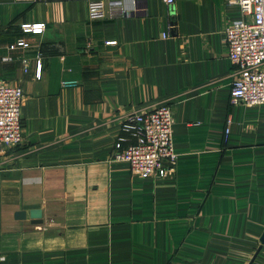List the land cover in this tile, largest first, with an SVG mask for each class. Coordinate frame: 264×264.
<instances>
[{"label": "crops", "instance_id": "crops-1", "mask_svg": "<svg viewBox=\"0 0 264 264\" xmlns=\"http://www.w3.org/2000/svg\"><path fill=\"white\" fill-rule=\"evenodd\" d=\"M108 1L91 18L90 0H0V81L24 94L23 140L0 147V264H248L264 230V104L229 103L238 5L119 0L121 14ZM18 38L30 48L10 51ZM161 105L175 171L143 178L113 145L125 114Z\"/></svg>", "mask_w": 264, "mask_h": 264}, {"label": "built area", "instance_id": "built-area-1", "mask_svg": "<svg viewBox=\"0 0 264 264\" xmlns=\"http://www.w3.org/2000/svg\"><path fill=\"white\" fill-rule=\"evenodd\" d=\"M171 5L174 0H161ZM136 1H133L135 4ZM239 7L240 18L231 20L224 29V43L228 59L234 66L229 103L248 106L264 104V0H227ZM109 8L118 6L121 14L125 9L121 1L109 0ZM91 18L104 16L102 0H90ZM44 23L21 24L22 33H41ZM166 36V33L162 34ZM105 44H116L107 40ZM10 51L27 50L30 44L18 38L8 44ZM14 57L4 56L3 61ZM24 73L29 70L30 58L21 54L16 57ZM41 76L40 58L35 60V78ZM73 81L64 85H75ZM23 90L19 85L0 81V147L16 146L23 140V122L20 107ZM173 115L169 105L143 106L123 116L120 129L124 133L114 142L112 157L128 164L130 170L143 178L166 177L174 173L177 154L172 140ZM225 128V134L228 133Z\"/></svg>", "mask_w": 264, "mask_h": 264}, {"label": "water", "instance_id": "water-1", "mask_svg": "<svg viewBox=\"0 0 264 264\" xmlns=\"http://www.w3.org/2000/svg\"><path fill=\"white\" fill-rule=\"evenodd\" d=\"M14 216H15V218H18V219L24 218L25 212L23 210H19V211L15 212ZM29 216L32 218L33 222H38V221H40L39 219L41 217V210L40 209H31L29 211ZM259 242H260V245L264 243V230H263V232L260 235ZM260 245L256 249L254 255L252 256V258L250 259L248 264H251L252 261L254 260L255 256L257 255L258 251L261 248Z\"/></svg>", "mask_w": 264, "mask_h": 264}]
</instances>
